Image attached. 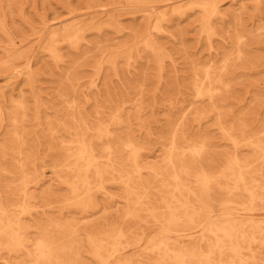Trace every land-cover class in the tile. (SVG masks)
I'll return each instance as SVG.
<instances>
[{
	"label": "rangeland",
	"instance_id": "1",
	"mask_svg": "<svg viewBox=\"0 0 264 264\" xmlns=\"http://www.w3.org/2000/svg\"><path fill=\"white\" fill-rule=\"evenodd\" d=\"M0 264H264V0H0Z\"/></svg>",
	"mask_w": 264,
	"mask_h": 264
},
{
	"label": "bare ground",
	"instance_id": "2",
	"mask_svg": "<svg viewBox=\"0 0 264 264\" xmlns=\"http://www.w3.org/2000/svg\"><path fill=\"white\" fill-rule=\"evenodd\" d=\"M73 144V143H72ZM230 168V167H229ZM183 190V189H182ZM17 213V212H16ZM171 220V219H170ZM170 226V225H169Z\"/></svg>",
	"mask_w": 264,
	"mask_h": 264
}]
</instances>
